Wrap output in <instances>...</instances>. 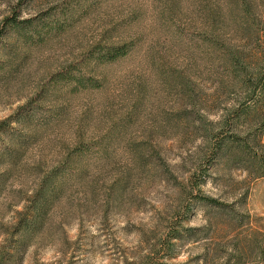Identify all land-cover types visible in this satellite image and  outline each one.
Instances as JSON below:
<instances>
[{
  "label": "rangeland",
  "instance_id": "rangeland-1",
  "mask_svg": "<svg viewBox=\"0 0 264 264\" xmlns=\"http://www.w3.org/2000/svg\"><path fill=\"white\" fill-rule=\"evenodd\" d=\"M22 1L25 18L63 4L70 14L59 16L64 30L33 45L0 81V121L62 67L102 45L135 43L127 56L94 69L102 87L46 96L37 115L46 124L42 141L27 161L49 169L80 138L94 147L86 176L23 264H124L151 250L170 252L172 264H264V91L254 113L233 121L243 94L205 40L214 33L255 67L264 53V0H0V24ZM223 117L232 120L220 130L224 142L245 139L252 155L203 161L202 194L227 203L217 209L182 188L203 160V125ZM119 177L124 186L116 192ZM10 218L0 212L3 222ZM174 231L180 238L163 250Z\"/></svg>",
  "mask_w": 264,
  "mask_h": 264
},
{
  "label": "trees",
  "instance_id": "trees-1",
  "mask_svg": "<svg viewBox=\"0 0 264 264\" xmlns=\"http://www.w3.org/2000/svg\"><path fill=\"white\" fill-rule=\"evenodd\" d=\"M255 2L254 5L258 7ZM22 3L23 1L0 24V47L3 45L7 52L5 58H0V81L11 76L19 66L16 60L26 56L33 45L43 43L48 35L56 30H64L62 23L64 24L65 20H61L59 16L70 14V10L67 9L69 6L63 4L48 9L40 16L25 18L20 9ZM41 16H45V19H40ZM8 39L13 40L11 44L7 42ZM205 40L208 41L211 54L225 64L231 87L239 89L243 94L244 101L238 108L232 106L236 108L233 121L254 113L256 110L253 111V108L258 107L259 96L264 91V53L255 61V67L252 65L251 69L249 65L244 64L241 53L225 44L219 36L210 33ZM134 45L133 41L102 45L84 60L62 67L49 77L45 86L33 97L0 121V212L2 216L11 214L8 222L0 219V237H2L0 264H23L29 249L43 240L47 221L67 199L70 189L79 184L84 175L86 176L89 168V158L94 143L82 138L68 146L66 153L52 168L45 169L41 161L35 164L27 161L32 148L42 141V129L46 124L37 118V115L45 109L46 96L57 88H65L77 93L78 90L102 87V79L94 74V69L127 56ZM231 123L232 120L228 121L223 117L203 125L205 129L203 160L195 165L182 188L186 196H191L204 205L217 209L226 207L227 203L202 194L201 187L207 178V173L202 170L203 161L211 165L228 157L227 155H232L236 160H244L252 155L249 151L250 145L245 139L230 142L239 147L233 151L230 150V143L224 142L221 136L223 132L220 130L229 129ZM259 167L260 175L264 176V158L259 162ZM25 175H34L30 186L17 182ZM123 183L122 178H117L113 184L114 191L118 192L124 186ZM170 236L166 239L167 244L163 245V250L171 251V240L180 238V233L174 231ZM168 255L170 252L162 254L160 250H151L144 257L125 260L124 264H172L166 262L171 258Z\"/></svg>",
  "mask_w": 264,
  "mask_h": 264
}]
</instances>
